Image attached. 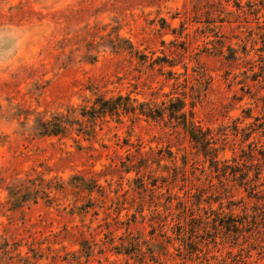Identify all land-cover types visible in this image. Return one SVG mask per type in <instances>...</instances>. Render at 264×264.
Here are the masks:
<instances>
[{"label": "rangeland", "instance_id": "rangeland-1", "mask_svg": "<svg viewBox=\"0 0 264 264\" xmlns=\"http://www.w3.org/2000/svg\"><path fill=\"white\" fill-rule=\"evenodd\" d=\"M4 28L29 39L0 61V264H264V192L229 173L264 180V0H0ZM100 94L183 98L215 143L166 114L38 133Z\"/></svg>", "mask_w": 264, "mask_h": 264}, {"label": "trees", "instance_id": "trees-1", "mask_svg": "<svg viewBox=\"0 0 264 264\" xmlns=\"http://www.w3.org/2000/svg\"><path fill=\"white\" fill-rule=\"evenodd\" d=\"M123 41L128 49H133V44L129 40L123 39ZM111 47L113 48L114 46ZM134 53H137L136 55L140 63H145L146 60L144 59L143 54H139L138 52ZM156 59L159 58H155L153 61L155 62ZM160 63H166L169 66H173L174 64L171 60H163V62ZM171 73L175 74V72ZM185 106V100L176 96L170 98L167 104L161 103V105H157L151 102H138L135 98H130L127 94H118L111 97H105L100 94L96 95L90 105L80 107V110H78V115L80 117L75 114L76 110L74 108H69L65 113L58 112L52 115L49 119L38 120L37 129L38 133L41 135L57 136L66 134L69 127L77 126L75 129L78 133L93 137L95 135L94 127L97 120H104L106 116L116 117L119 120L122 114H133L135 116L141 115L155 120L163 118L166 114L168 122H170V124L172 123L171 126L183 129V131L187 133L190 139L195 143L207 145L213 143V137H207V133L195 124L193 120L194 111L192 109H186ZM198 132L201 133V135H199ZM219 149L220 148L216 147L209 148V152H212V157L209 161L213 163L215 162L216 171L220 169L225 173L226 170L217 165V162H220L217 158ZM169 153V157H171L172 154L171 152ZM183 163L185 164V160ZM142 165L143 164H141V166ZM141 166L136 168V164H132V162L124 165L126 172H129L130 170L138 171ZM246 169L247 165L243 162L240 166L235 165V167L230 168L229 173L233 180L238 181V185L243 187L249 197L259 196L261 191L264 192V189L259 190V186L264 185V180L260 179L261 169L256 170L253 175H249V170ZM80 180L83 181V178H80ZM20 188L21 187H19V189ZM7 190L10 198L15 200L13 203L15 205H21V203L29 199H36L29 198L30 196H26V193L21 194L22 188L21 190H18L17 188L14 189L8 187ZM261 199L264 200L263 197Z\"/></svg>", "mask_w": 264, "mask_h": 264}, {"label": "clouds", "instance_id": "clouds-1", "mask_svg": "<svg viewBox=\"0 0 264 264\" xmlns=\"http://www.w3.org/2000/svg\"><path fill=\"white\" fill-rule=\"evenodd\" d=\"M29 37L24 30H0V61L12 60L26 47Z\"/></svg>", "mask_w": 264, "mask_h": 264}]
</instances>
